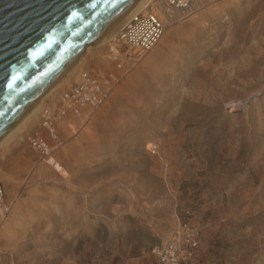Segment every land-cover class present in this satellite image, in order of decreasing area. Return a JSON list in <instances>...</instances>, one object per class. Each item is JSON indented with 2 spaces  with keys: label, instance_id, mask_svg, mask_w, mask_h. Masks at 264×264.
Here are the masks:
<instances>
[{
  "label": "rangeland",
  "instance_id": "1",
  "mask_svg": "<svg viewBox=\"0 0 264 264\" xmlns=\"http://www.w3.org/2000/svg\"><path fill=\"white\" fill-rule=\"evenodd\" d=\"M90 48L41 108L79 73L119 81L56 121L58 170L27 141L41 110L0 146V264H156L183 223L187 264H264V0H201L134 62Z\"/></svg>",
  "mask_w": 264,
  "mask_h": 264
},
{
  "label": "water",
  "instance_id": "2",
  "mask_svg": "<svg viewBox=\"0 0 264 264\" xmlns=\"http://www.w3.org/2000/svg\"><path fill=\"white\" fill-rule=\"evenodd\" d=\"M139 0H0V140Z\"/></svg>",
  "mask_w": 264,
  "mask_h": 264
},
{
  "label": "built area",
  "instance_id": "3",
  "mask_svg": "<svg viewBox=\"0 0 264 264\" xmlns=\"http://www.w3.org/2000/svg\"><path fill=\"white\" fill-rule=\"evenodd\" d=\"M160 4L170 11L169 19L174 22L180 19H175L180 13L186 12L188 15L196 10L193 8L199 0H161ZM193 8V9H192ZM174 18V19H173ZM164 25L151 10L144 14H137L123 28L122 34L119 37L124 46L131 52L129 61H136L144 52L152 49L163 36ZM119 81L111 74L104 78H93L85 76L75 81L70 89L61 97L64 100V105L53 113L47 111L46 115L42 116L40 127L45 132L51 143L38 133L30 135L27 141L30 147L38 152L49 163V155L51 153L50 145L54 143V147L61 146V142L56 133V121L60 117H64L67 112L78 117L80 109L85 106H90L93 109L100 107L108 99V96L113 86ZM4 188L0 182V211L6 213L8 207L3 203ZM198 249V232L191 225L183 223L176 233L172 241L161 247H152L148 254L155 260L156 264H187L195 258Z\"/></svg>",
  "mask_w": 264,
  "mask_h": 264
},
{
  "label": "bare ground",
  "instance_id": "4",
  "mask_svg": "<svg viewBox=\"0 0 264 264\" xmlns=\"http://www.w3.org/2000/svg\"><path fill=\"white\" fill-rule=\"evenodd\" d=\"M201 1V0H199ZM199 1H197L195 4H193V8H195L197 6V4L199 3ZM162 1L161 0H139L130 10L129 12L107 33V35L97 44V45H94L96 47L102 45V44H105L109 41H112V40H115L117 43L123 45L124 42H122L120 40V36L122 34V30L123 28L132 20V18H134L137 14L141 13V14H144L146 13L148 10H151L154 15L156 17L159 18V20L163 23V25L165 26L164 27V31H163V34L165 33L166 31V28L170 27L172 24H174L175 22H178V21H181V20H184L185 18L189 17L192 13H194V11L192 13H190L189 15L186 13V12H182L179 14V16H177L175 19H180V20H177V21H173L172 19H169V16H170V11L166 10L165 7H163L162 4H160ZM192 8V9H193ZM174 19V18H173ZM163 37V36H162ZM161 37V39H162ZM160 39V40H161ZM160 40L158 41V43L160 42ZM157 43V44H158ZM156 44V45H157ZM113 45V44H112ZM155 45V46H156ZM114 46V45H113ZM154 46V47H155ZM153 47V48H154ZM152 48V49H153ZM91 48L88 47L86 50H85V53H87L88 50H90ZM150 49V50H152ZM110 52L112 54H115L116 50L113 48V47H110ZM149 50V51H150ZM147 51V52H149ZM147 52H144V53H147ZM84 53V52H83ZM82 53V54H83ZM118 53V52H117ZM143 53V54H144ZM81 54V55H82ZM80 55V56H81ZM85 56V55H84ZM84 59V58H81L79 57L77 59V61L45 92V94L38 99V101L19 119V121H17V123L3 136V138L0 140V146L1 144L6 140L8 139L9 137H11L27 120H29L30 118H32L33 116L37 115V113L40 111V124H41V120H42V116L46 115L44 113L47 112V111H51V112H55L53 110H51L50 108H41L42 106V103L44 101V99L51 95L53 93V91L55 89H57V87H59L60 85H63V83L72 75V73L78 68L81 60ZM85 76H92L93 78H97L95 77L94 75H90V74H87V73H79L75 78H74V81L72 82V84L68 87V89L65 91L67 92L70 87L73 85V83L75 81H78L79 79H81L82 77H85ZM61 93V95H59L58 99H59V102H58V106L59 108L63 107V105L65 104L64 103V100L62 99V95L65 93ZM64 103V104H63ZM86 107H89V108H92L90 106H86ZM93 109V108H92ZM95 109V108H94ZM58 110V109H57ZM73 115V114H72ZM81 115V112H79V116L77 118H79ZM76 117V116H75ZM40 127V125H39ZM40 130L41 127H40ZM43 131V130H42ZM35 132L33 131L32 134H34ZM31 134V135H32ZM30 137V136H29ZM60 140V139H59ZM61 142V141H60ZM51 143V141H50ZM62 145V143H61ZM50 149L51 150V153L49 155V163L52 164V166L58 170L59 166L56 165L57 163H55L52 158H50L60 147L58 148H55L54 147V143L50 145ZM46 161V163L48 164L47 160L44 159ZM7 207V206H6Z\"/></svg>",
  "mask_w": 264,
  "mask_h": 264
},
{
  "label": "crops",
  "instance_id": "5",
  "mask_svg": "<svg viewBox=\"0 0 264 264\" xmlns=\"http://www.w3.org/2000/svg\"><path fill=\"white\" fill-rule=\"evenodd\" d=\"M39 131H40V128H39ZM39 131H37V132H38V133H39V134L45 139V141H46V142H49L48 138L43 136V134H42V132H41L42 130H41L40 132H39ZM28 137H29V136H28ZM28 137H27V138H28ZM6 141H7V140H6ZM4 143H5V142H4ZM4 143H3V144H4ZM49 143H50V142H49ZM5 147H6V146H5ZM5 147L3 146L2 149H0V151L3 150V148H5ZM35 152H36V151H35ZM36 153L39 154L38 152H36ZM39 155H40V154H39ZM40 156H41V155H40ZM42 158H43V157H42ZM6 205H7V204H6Z\"/></svg>",
  "mask_w": 264,
  "mask_h": 264
}]
</instances>
